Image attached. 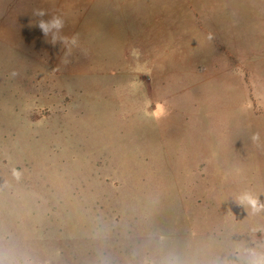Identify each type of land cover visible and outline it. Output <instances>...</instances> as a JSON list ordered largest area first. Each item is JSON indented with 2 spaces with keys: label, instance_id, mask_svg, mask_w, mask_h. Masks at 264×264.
<instances>
[{
  "label": "rangeland",
  "instance_id": "374dc122",
  "mask_svg": "<svg viewBox=\"0 0 264 264\" xmlns=\"http://www.w3.org/2000/svg\"><path fill=\"white\" fill-rule=\"evenodd\" d=\"M262 206L264 0H0L6 264H247Z\"/></svg>",
  "mask_w": 264,
  "mask_h": 264
},
{
  "label": "clouds",
  "instance_id": "9594fccd",
  "mask_svg": "<svg viewBox=\"0 0 264 264\" xmlns=\"http://www.w3.org/2000/svg\"><path fill=\"white\" fill-rule=\"evenodd\" d=\"M37 15H43V11L38 10ZM49 23H51L54 27H61L62 22L58 18H54L53 21L51 22H44L40 21L39 23V28L43 31V33L47 36L50 29H49ZM161 108L163 105L160 106ZM163 114V113H161ZM259 139V134L256 133L253 135V140H258ZM242 203H247L249 206L255 208L258 201L255 197H253L251 194H244L243 196L240 197ZM264 207V206H262ZM0 264H6L5 261V256L3 253H0ZM247 264H264V253H256L252 252L250 253V258L247 260Z\"/></svg>",
  "mask_w": 264,
  "mask_h": 264
}]
</instances>
